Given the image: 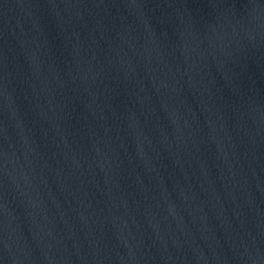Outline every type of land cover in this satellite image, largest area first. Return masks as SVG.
<instances>
[{
	"label": "water",
	"instance_id": "95a60500",
	"mask_svg": "<svg viewBox=\"0 0 264 264\" xmlns=\"http://www.w3.org/2000/svg\"><path fill=\"white\" fill-rule=\"evenodd\" d=\"M0 264H264V0H0Z\"/></svg>",
	"mask_w": 264,
	"mask_h": 264
}]
</instances>
